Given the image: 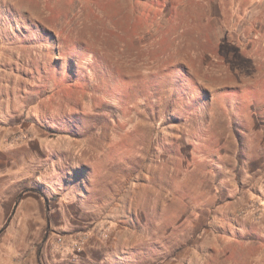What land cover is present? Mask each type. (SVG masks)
<instances>
[{
  "label": "rangeland",
  "instance_id": "rangeland-1",
  "mask_svg": "<svg viewBox=\"0 0 264 264\" xmlns=\"http://www.w3.org/2000/svg\"><path fill=\"white\" fill-rule=\"evenodd\" d=\"M30 256L264 264V0H0V264Z\"/></svg>",
  "mask_w": 264,
  "mask_h": 264
},
{
  "label": "crops",
  "instance_id": "crops-1",
  "mask_svg": "<svg viewBox=\"0 0 264 264\" xmlns=\"http://www.w3.org/2000/svg\"><path fill=\"white\" fill-rule=\"evenodd\" d=\"M31 261H32V259H31V256L28 258V264H31ZM24 264L23 263V261H22V258H19V259H17L15 262H13V259L12 258H10L7 262H6V264Z\"/></svg>",
  "mask_w": 264,
  "mask_h": 264
}]
</instances>
